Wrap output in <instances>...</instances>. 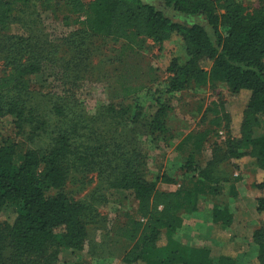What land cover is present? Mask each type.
Instances as JSON below:
<instances>
[{
  "label": "trees",
  "instance_id": "obj_1",
  "mask_svg": "<svg viewBox=\"0 0 264 264\" xmlns=\"http://www.w3.org/2000/svg\"><path fill=\"white\" fill-rule=\"evenodd\" d=\"M33 2L48 7L52 0H0V27L14 21L16 11L23 13L17 9ZM161 2L179 21L142 0H68L71 13L83 21L82 33L76 31L67 40V49L75 51L67 61L57 57L58 47L36 19L23 22L26 36L0 35V120L13 117L17 133L35 146L15 165V144L0 129V264H59L63 250L82 251L86 228L97 224L95 207L105 204L108 192H128L137 203L134 216H127L115 236V243L130 244L118 255L122 264H235L226 244L216 252L171 246V235L184 219L202 210V197H218L224 184L240 181L217 174L224 161L233 163L234 171L239 161L255 162V212L264 218V5L247 12L236 0ZM88 37L125 41L137 49L143 41L160 45L180 39L186 61L171 62L168 93L220 83L230 97L245 98L235 138L224 104L213 111L216 119L211 125L227 138L223 159L195 161L210 132L186 135L176 147L184 158L186 177L174 191H163L159 183L173 182L145 173L147 156L137 140L144 135L151 143L169 145L168 103L157 98L146 108L111 104L98 108L87 125L83 103L62 89L47 97V111L40 112L27 92L28 79L37 76L43 64L59 68L58 73L68 71L59 77L61 85L79 79L74 78L75 70ZM43 139L44 144L38 143ZM75 174L96 175L89 201H75L63 193ZM236 195L231 188L229 197ZM7 205L17 207L11 225L4 222ZM211 221L228 229V205L214 207ZM252 242L256 264H264V222L253 231Z\"/></svg>",
  "mask_w": 264,
  "mask_h": 264
},
{
  "label": "rangeland",
  "instance_id": "obj_2",
  "mask_svg": "<svg viewBox=\"0 0 264 264\" xmlns=\"http://www.w3.org/2000/svg\"><path fill=\"white\" fill-rule=\"evenodd\" d=\"M68 0H52L48 7H41L37 2L22 6L17 10L14 21L0 27V35L26 36L23 22L36 19L42 26L48 40L57 48V57L64 61L71 59L73 53L67 49V40L80 30L79 22L83 18L74 16ZM162 11L166 16L179 21L176 16L164 8L161 0H142ZM247 12L258 10L264 0H236ZM20 22V23H18ZM81 31H79L80 33ZM82 33V32H81ZM78 41V40H77ZM83 47L80 66L75 72L79 79L71 84L61 85L59 77L68 71H61L50 64H43L35 77L28 79L27 92L32 95L33 103L40 112L47 111V97L64 89L66 96L83 103L87 125H91L95 111L111 104H137L144 108L159 98L171 107L167 127L171 140L168 146L163 142L151 143L144 135H138L139 147L146 154L145 173L153 178L168 177L173 184L159 183L163 191H174L186 177L182 169L184 158L177 151L179 142L188 134L209 130L207 141L194 160L205 163L213 157L223 159L226 136L220 128L211 125L216 119L214 110L224 104L225 111L231 118V136L237 137L239 117L244 97H230L223 84L196 88L190 87L177 93H168V68L172 61L182 65L186 61L180 39H172L160 45L143 41L141 48L130 46L125 41L114 43L106 38L88 37ZM76 46L74 45V48ZM77 53V51H76ZM63 70V67L61 65ZM32 103V102H31ZM3 136L15 144L14 163L19 165L22 155L29 145L21 134H18L14 118L4 116L1 120ZM44 140L38 143L44 144ZM234 164L222 162L217 174L221 177H238L239 182L230 181L223 185V192L218 197H202L200 212L193 213L184 219L182 227L171 235V246L179 248L204 247L213 252L225 249L235 259V264H256L257 247L252 242V234L263 219L255 212L256 190L254 181L258 178V168L253 160H242ZM96 175L75 176L65 185L63 193L75 201H89V194L96 188ZM231 188L236 190V197H229ZM105 204L96 206L97 224L86 228L87 242L80 252L63 250L59 264H91L101 261L104 264H122V253L130 244L115 243V236L122 228L127 216H134L137 207L133 196L128 192H108ZM227 204L231 215V226L221 230L212 224L211 213L214 207ZM16 206L4 208V222L11 225L16 218ZM175 249V248H174ZM224 249V250H225ZM160 254V253H159ZM7 255V254H6Z\"/></svg>",
  "mask_w": 264,
  "mask_h": 264
}]
</instances>
